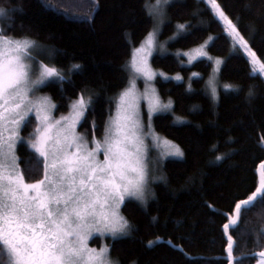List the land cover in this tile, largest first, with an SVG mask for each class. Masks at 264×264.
Wrapping results in <instances>:
<instances>
[{"label": "trees", "instance_id": "16d2710c", "mask_svg": "<svg viewBox=\"0 0 264 264\" xmlns=\"http://www.w3.org/2000/svg\"><path fill=\"white\" fill-rule=\"evenodd\" d=\"M169 1L160 11L158 39L166 48L151 57V66L159 73L155 88L172 108L157 114L153 127L179 147L183 158L161 161L145 201L123 203L121 216L130 231L105 239L110 259L113 264H257L264 251V240H256L264 207L241 213L243 238L231 228L225 233L223 225L234 216L235 205L256 190L264 171V75H251V53L264 62V0H216L236 37L209 0ZM146 3L155 0H0L5 10L0 28L11 29L8 37H30L36 59L51 61L65 75L42 90L56 115L67 113L81 93L92 97L79 131L101 139L129 85L134 50L155 27ZM181 24L185 30L177 35ZM203 45L211 57L223 60L218 76L208 56L191 62L185 56ZM16 155L27 182L43 178L31 149L19 144ZM229 235L232 259L227 258ZM101 243L100 238L92 242Z\"/></svg>", "mask_w": 264, "mask_h": 264}, {"label": "snow or ice", "instance_id": "6c2138e0", "mask_svg": "<svg viewBox=\"0 0 264 264\" xmlns=\"http://www.w3.org/2000/svg\"><path fill=\"white\" fill-rule=\"evenodd\" d=\"M168 2L155 0V4L146 3V7L150 15H155ZM209 2L220 19L228 20L216 0ZM3 15L5 10L0 8V16ZM228 26L239 36L230 20ZM177 29V35H180L185 25H177ZM9 30L0 28V45L6 53H13L0 63V264H113L107 246L97 251L88 248L86 240L93 231L101 235L109 233L114 239L127 235L130 225L119 214L120 205L126 197L145 200L149 161L147 146L138 134L135 82L130 81L131 87L120 95L117 117H110L114 130L106 128L103 142L93 139L95 147L89 150L88 141L76 134L75 127L85 119L92 97L86 98L81 93L71 104V117L53 120L51 109L56 106L51 103V98L37 97L36 93L40 85L62 81L66 77L51 61L41 64L36 59L34 40L27 36L8 37ZM146 42L150 54L152 34ZM239 42L247 48L243 37ZM251 55V75L264 73V62L259 63L257 69L255 53ZM205 56L207 53L202 48L197 49L189 62ZM216 63L221 62L217 60ZM74 67L79 68V65ZM131 67L147 81L156 75L146 59H133ZM174 79L182 78L176 76ZM231 87L225 86L226 89ZM212 92L215 94L214 87ZM152 93L149 120L151 113L171 107L170 101L160 103L154 89ZM252 95L250 90L249 96ZM30 114L34 115L38 125L27 136H21V131L33 124ZM154 139L160 138L154 136ZM163 143L169 149L166 155L183 158L178 146L167 140ZM19 144L31 149L32 158L43 169V178L35 183H26L19 170L20 161L16 155ZM102 148L104 159L100 161L97 154ZM222 159L223 156H216L217 161ZM260 168L264 169V164ZM257 206L264 207V171L259 173L256 190L235 205L234 216L223 225L225 233L231 228L243 238L238 224L241 213L246 215ZM256 240L257 244L264 240V227L258 230ZM232 249V236L229 235L228 259H232ZM259 256L264 257V251Z\"/></svg>", "mask_w": 264, "mask_h": 264}, {"label": "rangeland", "instance_id": "374dc122", "mask_svg": "<svg viewBox=\"0 0 264 264\" xmlns=\"http://www.w3.org/2000/svg\"><path fill=\"white\" fill-rule=\"evenodd\" d=\"M169 3H170V1L167 4H169ZM215 13L217 15L216 10H215ZM154 17H155L156 22H155V27L150 32V34H152V36H153V43H152V46H151V49H150V54H149V48H148V45H147V42H146V39H145L143 41V43L137 49L134 50V53H133L132 58H131V61L129 62L130 81H134L135 82L134 95L136 97V105H137V109H138V112H139L138 119H139V123H140V128L138 129V134L143 139L144 145L147 146V155H148V161H149L148 162L149 177H148V183L146 185L145 200H146L147 195L149 194L151 183H153V181L156 180V177H157V174H158V170H159L158 168H159V166L161 164V161L166 159L167 157H173V156L166 155V152L169 149L163 143V141L165 139L163 137H161L160 135H158L157 133H155L154 127H153L154 117L157 114H159V113L170 111L172 106L168 110H161V111H156V112L151 113V119L149 120V98L153 95L152 89L155 90L154 95H155L156 98L159 99L161 104H168L169 103L168 101H165L164 99H162L160 97V95H159V93L156 90L155 85H154V81H155L156 77L159 75V73L156 70H154L153 67L151 66V57L157 52L165 51V48H166L163 43H158L159 34H160V31H161V26L163 24V15H161V13L159 12V13L155 14ZM222 21L224 22V24L227 27L228 26V20H222ZM228 30L231 33H233L231 31V29L229 28V26H228ZM233 34L235 36V33H233ZM211 40H212L211 38L208 40V44L211 42ZM237 40L240 41V39H237ZM205 44L207 45V43H205ZM206 45L200 46V47L195 48L194 50H192L190 52L185 53V56L189 60L191 56L196 54V50L197 49H201L202 48L203 51L207 53V56L211 57L209 55L208 51H206ZM139 49H143L144 51L138 52ZM34 50H36V48H34ZM12 55H13V53H11V52H7L6 53L5 49H4V46L0 45V63H3V61H4V59L6 57L10 58ZM207 56H205V57H207ZM198 58H200V57H198ZM133 59H137V60L146 59L147 65L150 68V70L152 72L156 73V75L154 76V78L151 81H147L144 77H142L139 74L135 73L134 69L131 67V62H132ZM217 60H219L221 62L219 65L216 63ZM251 60H252V57H251ZM211 61L213 62V75H217L218 76L219 75V70H220V67H221V64H222L223 60H221L219 58L211 57ZM39 62L41 64H45V63H43L41 61H39ZM255 67L259 68V63L258 62L255 65ZM262 74L264 75V73H262ZM47 83H49V82H46L45 84L39 86V91L36 93L37 97H40V96L50 97L47 93L42 91L44 86ZM129 87H131L130 82H129V85L127 86L126 89H128ZM125 90H123L121 92V94ZM120 95H119V97H120ZM119 97H118L116 108H115L114 113L112 114L111 118H116L118 111H120ZM51 103L54 104L52 99H51ZM125 107H127V104L125 105ZM129 111H131V109H129ZM51 116H52L53 120L61 119V117H71L72 116V109L70 108V110L67 113H65V114L56 115V108H53V109H51ZM30 119H32L33 124H32L31 127H29V130L26 132L25 136H27L28 133L31 132L33 130V128H35L38 125V121L35 120L34 115L30 114ZM81 121H80V123H81ZM80 123H78L76 125L75 132H76L77 135L83 137L84 139H86L88 141L89 150H91L92 148L95 147V145L92 143L93 139L100 140L101 142H103L105 134H104V136L101 139H97L96 137H88L86 134H84V133L79 131ZM109 127H112L113 130H114V126L111 125L110 118H109L108 123H107V128H109ZM23 131H24V129L20 133L21 136H23L22 135ZM154 136L159 137L160 139L159 140L154 139ZM97 158L100 161H103V159H104L103 148L97 154ZM19 170L21 171L20 166H19ZM24 179H25V177H24ZM25 182L26 183H30V182H27L26 179H25ZM32 183H35V182H32ZM128 199L137 200L134 197H126L125 201L128 200ZM122 205L123 204H121L120 207H119V214L120 215H121V207H122ZM108 236L112 237L111 234H109V233H104L103 235H101L100 233L93 231L92 235L89 236L87 238V240H86L87 247L90 248V249H96L97 251H99L101 248L106 246L105 239ZM95 238H100L102 240V243H101L100 246L92 244V242H93V240ZM70 239H74V238H70ZM257 264H264V257H260V259L257 262Z\"/></svg>", "mask_w": 264, "mask_h": 264}]
</instances>
